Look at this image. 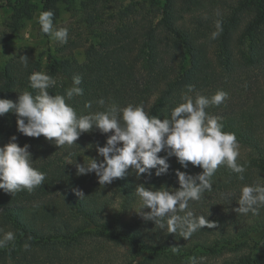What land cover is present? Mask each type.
Wrapping results in <instances>:
<instances>
[{
	"label": "trees",
	"instance_id": "1",
	"mask_svg": "<svg viewBox=\"0 0 264 264\" xmlns=\"http://www.w3.org/2000/svg\"><path fill=\"white\" fill-rule=\"evenodd\" d=\"M0 1L13 7L14 26L35 10L33 0ZM64 1L41 0L42 9L53 11L55 18L56 3ZM162 8L159 25L138 21L102 34L99 48L88 47L83 62L50 56L46 73L57 85L49 93L63 95L72 86V77L80 75L83 95L67 101L78 116L104 111L97 103L103 98L106 105H142L148 115L164 119L183 102L187 85L196 92L210 90L242 68L264 64V0H234L227 5L226 0H163ZM217 21L222 31L212 39ZM42 68L39 59L29 60L27 67L21 62L2 66L0 99L15 102L25 90L35 94L29 76ZM254 86L243 100H226L206 110L220 118L224 131L235 134L238 163L246 164V171L241 181L220 166L212 178L213 190L203 198L218 195L223 201L224 194L232 193L236 200L242 186L264 184V80ZM89 101L90 109L85 107ZM16 120L11 112L0 116V143L16 136L19 146L29 145L33 167L46 178L31 193L12 196L0 190V229L15 233V240L0 249V264H190L191 257L199 264H264V207L255 216L237 214L234 209L239 205L219 215H202L217 227H205L189 240L159 229L137 213V185L178 188L177 170L196 175L202 168L189 163L184 169L173 156L167 161V174L157 177L152 169L151 176L138 177L129 168L123 178L102 186L95 173L77 175L75 164H87L86 155L98 154L97 145L105 146L111 133L93 129L71 147L59 148L43 136L21 134ZM89 159L101 162L103 157ZM77 190L85 197L80 199ZM117 247L125 252L115 253L112 248ZM173 247L179 251L174 253Z\"/></svg>",
	"mask_w": 264,
	"mask_h": 264
},
{
	"label": "clouds",
	"instance_id": "2",
	"mask_svg": "<svg viewBox=\"0 0 264 264\" xmlns=\"http://www.w3.org/2000/svg\"><path fill=\"white\" fill-rule=\"evenodd\" d=\"M54 12L43 11L38 17L40 30L52 40L64 45L68 42L67 27L54 25ZM217 31L211 34L216 39L222 31L221 23L216 22ZM23 66L27 67L28 58L20 56ZM82 77L74 75L72 86L63 95H52L49 89L57 85V80L45 72H33L29 76V87L35 90L23 91L14 102L0 99V116L14 113L17 116V130L28 137L43 136L59 148L71 147L83 133L99 130L102 134L111 133L105 146L97 145V153L103 157L101 162L90 159L87 164L76 163L77 175L95 173L100 185L111 184L123 178L131 168L139 177L141 174L151 176L155 169L157 177L167 174L170 167L167 162L175 157L184 168L198 166L202 173L191 175L177 170L178 188L161 186L158 190L146 188L139 184L135 195L139 200V215L145 221L154 222L159 229H167L170 234H178L189 240L194 233L203 228H215L217 225L204 216H197L190 210V202H198L205 192L213 190L212 178L220 166L236 174L238 180H244L246 164L238 163L240 156L239 142L234 133L224 131L220 118L209 114L210 107H219L228 99V93L217 90L211 96L196 92L193 85H187L182 101L174 107L169 118L148 115L142 105L129 104L120 107L100 98L97 103L104 111L79 115L67 103L74 97L82 96L80 87ZM195 93V95H189ZM92 107V102L85 104ZM17 137L0 146V190L12 196L16 193L33 192L45 181V173L33 167L29 145L23 147L16 143ZM162 151L166 155H158ZM76 195L82 199L84 193L77 190ZM232 193L224 194V199L231 204ZM239 207L234 211L240 215H259L264 207V184L244 185L237 200ZM149 209L150 211H145ZM15 240V233L0 229V249ZM25 249L29 245H24ZM173 252L179 251L173 247ZM190 264H199L196 257L189 258Z\"/></svg>",
	"mask_w": 264,
	"mask_h": 264
},
{
	"label": "rangeland",
	"instance_id": "3",
	"mask_svg": "<svg viewBox=\"0 0 264 264\" xmlns=\"http://www.w3.org/2000/svg\"><path fill=\"white\" fill-rule=\"evenodd\" d=\"M234 0H226L231 3ZM35 10L29 17H24L14 26V10L7 1H0V68L7 63L20 64V56L28 60L39 59L42 63L40 72L46 73V65L50 56L75 57L79 62L86 60V49L91 46L99 48L102 34L114 32L119 28L138 21H145L148 26L159 25L163 19V0H66L56 3L58 15L54 25L67 27L68 42L64 45L52 40L40 30L38 17L43 12L41 0H33ZM245 9H249L245 7ZM264 64L246 67L232 75L226 76L218 85L210 90L199 92L205 96L213 95L217 90L228 93L230 102L241 101L250 96L255 88L264 80ZM22 80L21 72L17 73ZM190 95H195L191 93ZM211 108V107H210ZM6 143H0L3 146ZM87 160L96 153L86 155ZM89 156V157H88ZM66 159L71 161L69 155ZM237 199H231V204L221 200L218 195L206 197L198 202H192L190 210L197 216H215L222 211H230L237 207ZM233 198V197H232ZM115 253L122 255L121 247L112 248ZM219 261V259H215Z\"/></svg>",
	"mask_w": 264,
	"mask_h": 264
}]
</instances>
